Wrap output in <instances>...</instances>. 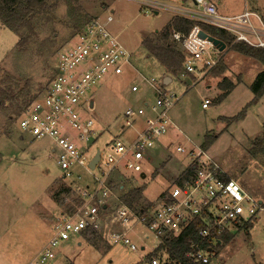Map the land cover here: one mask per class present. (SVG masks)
<instances>
[{"label": "rangeland", "instance_id": "rangeland-1", "mask_svg": "<svg viewBox=\"0 0 264 264\" xmlns=\"http://www.w3.org/2000/svg\"><path fill=\"white\" fill-rule=\"evenodd\" d=\"M155 1L167 7L197 9L191 0ZM208 1L216 5L221 15L234 16L249 10L264 20V0ZM47 2L52 6V16L36 18L30 29L19 34L4 28L0 22V100L5 102L0 104V264H27L50 238L54 221L63 213L75 211L80 203L77 190L56 196L68 185L57 164L59 152L55 145L46 139L32 141L17 121L26 108L25 102L43 94L53 78L60 53L75 40L84 25L91 18L112 15L114 22L110 30L131 53L128 73L102 82L86 97L92 100L93 106L89 103L85 110L94 120L96 130L89 143V155L100 151L102 164L111 153L109 144L116 140L126 143L135 136L133 130L122 128L126 108L155 103L149 81L161 84L165 75H171L143 44L146 38L154 43H166L158 36L174 17L171 8L156 15L142 13L140 5L132 0ZM173 32L167 42L184 55L181 45L172 39ZM233 46V42L228 44L216 67L185 78L177 77L183 71L182 66V71L172 77V83L165 88L181 98L170 117L192 142L203 146L210 138L208 153L231 179L256 200L264 202V92L257 96L251 90L264 67L232 50ZM133 86L139 88L137 93L131 92ZM220 86L235 88L221 98L224 91ZM10 89L15 91V96L10 95ZM19 94L23 95L18 97ZM206 99L211 104L203 109ZM10 103L21 111L13 119ZM184 141L176 131L163 138V147L149 152L151 162H143L147 175L144 180L121 167V175L115 176V181L123 179L128 188L121 197L126 198L133 189L141 188L140 207L144 208L162 193H168L189 172L190 161L176 152L178 144L191 146ZM168 144L171 146L167 147ZM74 174L81 177L75 185H92L84 167H76ZM102 215L106 225L101 231L88 230L61 244L57 264H151L153 257L149 255L157 249L160 239L138 226L131 234L138 250L130 251L111 242V231L119 227L112 223L110 211ZM245 228H239L222 245L210 264H264V213L251 228ZM158 257L162 262L169 261L166 254Z\"/></svg>", "mask_w": 264, "mask_h": 264}, {"label": "built area", "instance_id": "built-area-1", "mask_svg": "<svg viewBox=\"0 0 264 264\" xmlns=\"http://www.w3.org/2000/svg\"><path fill=\"white\" fill-rule=\"evenodd\" d=\"M132 1L140 5L144 14L171 8L174 17L196 22L188 34L175 31L172 34L185 57L183 71L181 69L177 77L196 75L206 68L216 67L221 61L224 51L220 52L212 42L199 37L201 31L211 36L202 30L200 24L228 36L229 42L221 40L226 49L232 42L264 49V20L255 12L245 10L238 15L224 16L208 0H191L197 11L167 7L155 0ZM113 22V16L109 15L91 18L84 25L75 40L60 53L53 78L43 94L23 110L17 121L21 131L32 141L46 139L55 145L62 179L72 190L79 192L80 199L75 211L63 213L54 221L50 238L27 264H57L61 244L88 230L101 231L106 225L102 214L106 215L108 211L112 223L119 227L117 231H111V242L130 251L138 250L131 237L138 226L159 238V247L167 235L178 236L188 222L198 219L203 226L198 230V240L191 244L187 257L196 264H210L212 256L217 254L218 238L225 233L234 235L239 228L253 224L264 213V202L256 200L231 179L203 146L192 142L175 124L170 112L180 96L168 91L162 82L149 81L155 92V103L149 105L145 102L139 108L128 106L123 113L122 128L133 130V139L126 143L113 141L108 145L111 153L104 164L100 153L95 168H89L96 155H89V143L96 136V130L94 120L85 110L92 100L88 101L86 97L102 82L123 75L131 60V53L110 30ZM138 91L137 86L131 88L133 93ZM210 104L206 99L202 107L206 109ZM172 131L191 144L190 147L176 146V152L190 161L189 172H185L168 193H162L149 206L127 205L118 194L120 184L115 181V176L121 175L120 168L123 167L141 178L145 173L143 162L152 160L149 152L163 147L161 140ZM76 167H84L92 185H75L81 180L74 174ZM167 263L158 256L151 260V264Z\"/></svg>", "mask_w": 264, "mask_h": 264}, {"label": "trees", "instance_id": "trees-1", "mask_svg": "<svg viewBox=\"0 0 264 264\" xmlns=\"http://www.w3.org/2000/svg\"><path fill=\"white\" fill-rule=\"evenodd\" d=\"M51 8L52 6H49L47 0H0V22L4 28L19 34L21 30L29 28L32 24V21H34L36 18L45 15L52 16L53 11H51ZM195 24L196 22L186 18H172L165 26L162 34L158 36L160 40H164L166 42L165 44H159V42L154 43V41H152L150 38H146L143 42L150 54L153 55L171 73V75H175L181 71L185 57L182 53L178 52L172 44L167 42L169 34L173 30L175 32L188 34ZM200 26L202 30L206 31L211 36L216 37L226 43L228 40H231L224 33H218L209 26L203 24H200ZM21 42L22 40H19V45H21ZM232 50L260 62L264 67V49L252 48L245 44H235ZM234 88L235 86H231L228 89H223L220 86V89L224 91L221 98L229 95V93H231ZM251 90L257 96L263 94L264 70L257 75L254 83L251 86ZM9 93L10 95L12 94V96H15V94H13L15 93L14 90L10 89ZM10 95L8 96L9 101H11ZM22 95L23 94H19L18 97ZM34 100L35 99H31L25 102V107H27ZM3 103L5 104V102L1 99L0 104L3 105ZM10 109L13 110V112L10 113L11 119H13L14 116L20 115L21 111L19 108L14 106V103H10ZM242 117L243 115L241 118ZM211 142V139L208 138V141H206V144L203 145V148H209ZM72 192L73 191L69 186L62 187L56 196H59L60 194H71ZM141 194V188H135L126 198H123V200L131 207H140V202L142 200ZM202 226V222L198 219L188 222L178 236L170 234L163 238L162 244L152 254H150L149 257H156L162 253H165L169 258L167 264H196L187 257V253L190 251L191 244L198 240V230ZM251 227L252 225H247L246 229ZM230 237H232V235L225 233L218 238L217 245L215 247L216 253L220 250L223 244L229 242Z\"/></svg>", "mask_w": 264, "mask_h": 264}, {"label": "water", "instance_id": "water-1", "mask_svg": "<svg viewBox=\"0 0 264 264\" xmlns=\"http://www.w3.org/2000/svg\"><path fill=\"white\" fill-rule=\"evenodd\" d=\"M199 37L203 40H208L209 42H212L213 45L219 49L220 52H223L226 50V44L217 38H214L212 36H208L206 33L202 32V31L199 33ZM168 79L169 78H165L164 81L166 82V81H168ZM91 106H93V104H91ZM99 160H100V151H98L96 153V155L94 156V158L90 162L89 168L91 170H93L95 168V166L97 165V163L99 162ZM141 178H145V175L144 174L141 175Z\"/></svg>", "mask_w": 264, "mask_h": 264}, {"label": "crops", "instance_id": "crops-1", "mask_svg": "<svg viewBox=\"0 0 264 264\" xmlns=\"http://www.w3.org/2000/svg\"><path fill=\"white\" fill-rule=\"evenodd\" d=\"M159 13H156V15H158ZM173 18H176V17H173ZM129 69V68H128ZM128 69H126L125 70V72L127 71V73L129 72V70ZM167 71V70H166ZM124 72V73H125ZM123 73V74H124ZM122 76V75H121ZM172 77H174V75L172 76V75H165V77L163 78V81H162V84L166 87V86H168L169 84H171L172 83ZM165 78H169L168 79V81H164L165 80ZM208 100V99H207ZM204 103V102H203ZM202 106H203V104H202ZM203 108V107H202ZM204 109V108H203ZM133 134H135V133H133ZM22 139V138H21ZM169 145V144H168ZM144 175H145V178H141V180H144V179H146L147 178V175L145 174V173H143ZM142 174V175H143ZM120 178V177H119ZM118 181V183H120V187H119V190H118V194L120 195V194H125V193H127V191H128V188H127V184H123L122 183V181H123V179L121 180H117ZM246 190V189H245ZM121 196V195H120ZM263 202V201H262ZM250 225H253V224H250ZM246 229V228H245ZM249 229V228H248ZM235 235V234H234Z\"/></svg>", "mask_w": 264, "mask_h": 264}]
</instances>
